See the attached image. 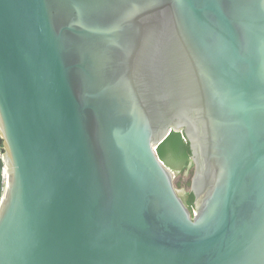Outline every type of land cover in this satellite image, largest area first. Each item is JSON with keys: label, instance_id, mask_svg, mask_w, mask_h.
<instances>
[{"label": "water", "instance_id": "obj_1", "mask_svg": "<svg viewBox=\"0 0 264 264\" xmlns=\"http://www.w3.org/2000/svg\"><path fill=\"white\" fill-rule=\"evenodd\" d=\"M0 138V264H264V0H0Z\"/></svg>", "mask_w": 264, "mask_h": 264}, {"label": "trees", "instance_id": "obj_2", "mask_svg": "<svg viewBox=\"0 0 264 264\" xmlns=\"http://www.w3.org/2000/svg\"><path fill=\"white\" fill-rule=\"evenodd\" d=\"M2 139L0 138V145ZM157 154L160 159L168 166L172 171H188L193 168L190 155L191 150L189 141L185 138L183 131L172 130L158 145L156 148ZM190 184V181H189ZM179 196L183 199L184 203L192 209L194 195L190 191L189 187L184 191H177Z\"/></svg>", "mask_w": 264, "mask_h": 264}, {"label": "built area", "instance_id": "obj_3", "mask_svg": "<svg viewBox=\"0 0 264 264\" xmlns=\"http://www.w3.org/2000/svg\"><path fill=\"white\" fill-rule=\"evenodd\" d=\"M3 154L4 151L2 146L0 145V199L6 184V169H5V162L2 157Z\"/></svg>", "mask_w": 264, "mask_h": 264}, {"label": "flooded vegetation", "instance_id": "obj_4", "mask_svg": "<svg viewBox=\"0 0 264 264\" xmlns=\"http://www.w3.org/2000/svg\"><path fill=\"white\" fill-rule=\"evenodd\" d=\"M190 158H191V155H190ZM191 161H192V159H191ZM193 163V162H192ZM193 169H194V166H193V168H192V173H193ZM192 175V174H191ZM189 187H190V184H189Z\"/></svg>", "mask_w": 264, "mask_h": 264}]
</instances>
